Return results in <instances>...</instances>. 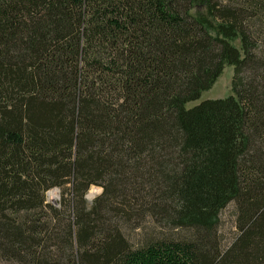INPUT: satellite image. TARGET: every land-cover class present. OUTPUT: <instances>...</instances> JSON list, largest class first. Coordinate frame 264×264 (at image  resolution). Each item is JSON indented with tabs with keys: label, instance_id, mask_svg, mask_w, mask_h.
Segmentation results:
<instances>
[{
	"label": "trees",
	"instance_id": "obj_1",
	"mask_svg": "<svg viewBox=\"0 0 264 264\" xmlns=\"http://www.w3.org/2000/svg\"><path fill=\"white\" fill-rule=\"evenodd\" d=\"M0 264H264V0H0Z\"/></svg>",
	"mask_w": 264,
	"mask_h": 264
},
{
	"label": "rangeland",
	"instance_id": "obj_2",
	"mask_svg": "<svg viewBox=\"0 0 264 264\" xmlns=\"http://www.w3.org/2000/svg\"><path fill=\"white\" fill-rule=\"evenodd\" d=\"M235 45L239 47V43ZM234 77V68L226 67L223 70L222 75L217 80L215 85L202 94L201 98L197 101L188 103L186 109H192L205 101H214L226 99L230 96H235L232 91V82ZM102 188L92 187L86 196V205L90 208L102 195ZM47 199L52 203H57L61 199L60 192L51 191L47 195ZM236 210L234 205H230L226 210L221 213L219 234L222 241V246H229L235 238L238 236V230L236 228ZM135 228H138L134 231ZM123 232L128 236V239L136 242L140 238L145 237H160V236H175L181 237L184 235L182 232H172L170 230H164L159 227L154 219L151 217L140 216L131 224L123 227ZM179 235V236H178Z\"/></svg>",
	"mask_w": 264,
	"mask_h": 264
},
{
	"label": "water",
	"instance_id": "obj_3",
	"mask_svg": "<svg viewBox=\"0 0 264 264\" xmlns=\"http://www.w3.org/2000/svg\"><path fill=\"white\" fill-rule=\"evenodd\" d=\"M53 191H55V192L59 193V190H53Z\"/></svg>",
	"mask_w": 264,
	"mask_h": 264
}]
</instances>
